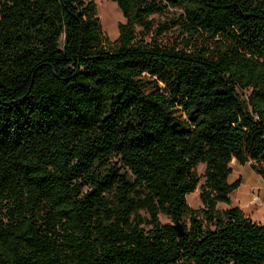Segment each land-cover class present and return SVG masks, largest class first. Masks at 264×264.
I'll return each mask as SVG.
<instances>
[{
  "label": "trees",
  "instance_id": "1",
  "mask_svg": "<svg viewBox=\"0 0 264 264\" xmlns=\"http://www.w3.org/2000/svg\"><path fill=\"white\" fill-rule=\"evenodd\" d=\"M112 1L0 0V264H264V0Z\"/></svg>",
  "mask_w": 264,
  "mask_h": 264
},
{
  "label": "rangeland",
  "instance_id": "2",
  "mask_svg": "<svg viewBox=\"0 0 264 264\" xmlns=\"http://www.w3.org/2000/svg\"><path fill=\"white\" fill-rule=\"evenodd\" d=\"M96 2L98 15L101 19L103 31L108 35L111 40H115L119 35V24L124 22V16L118 5L112 0H93ZM182 10L176 8H169V11L163 15H153L152 18L160 21H164L173 16H178ZM138 31L140 29L138 28ZM181 38L178 30L171 29L163 36V43L173 45L174 43H180ZM233 172L229 176V181L233 182L238 177H242V183L238 189L232 193V204L219 203L220 209H226L231 206H239L242 210L250 215L252 218L261 219L264 218V180L263 178L253 171L250 164L242 165L236 162L234 159L231 163ZM205 171V165L201 164L198 167V172L203 175ZM202 178L196 191L190 193L187 196L188 203L193 208H200L202 202L200 199L201 184L204 183ZM160 219L163 223L170 222V219L162 214Z\"/></svg>",
  "mask_w": 264,
  "mask_h": 264
},
{
  "label": "water",
  "instance_id": "3",
  "mask_svg": "<svg viewBox=\"0 0 264 264\" xmlns=\"http://www.w3.org/2000/svg\"><path fill=\"white\" fill-rule=\"evenodd\" d=\"M175 229L177 230L179 236L182 237V236L185 235V229H184V227H183V225L181 223L177 222L175 224Z\"/></svg>",
  "mask_w": 264,
  "mask_h": 264
},
{
  "label": "crops",
  "instance_id": "4",
  "mask_svg": "<svg viewBox=\"0 0 264 264\" xmlns=\"http://www.w3.org/2000/svg\"><path fill=\"white\" fill-rule=\"evenodd\" d=\"M248 215V214H247ZM250 216V215H249ZM251 217V216H250ZM252 218V217H251ZM252 219H254V220H256V221H259V222H261V223H264V218H263V220H261V219H255V218H252Z\"/></svg>",
  "mask_w": 264,
  "mask_h": 264
},
{
  "label": "bare ground",
  "instance_id": "5",
  "mask_svg": "<svg viewBox=\"0 0 264 264\" xmlns=\"http://www.w3.org/2000/svg\"><path fill=\"white\" fill-rule=\"evenodd\" d=\"M233 162V161H232Z\"/></svg>",
  "mask_w": 264,
  "mask_h": 264
}]
</instances>
